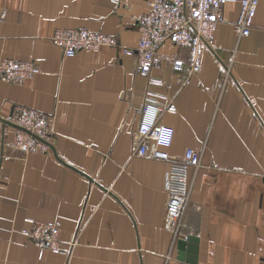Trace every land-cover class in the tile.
Instances as JSON below:
<instances>
[{"label": "crops", "instance_id": "0c3cea01", "mask_svg": "<svg viewBox=\"0 0 264 264\" xmlns=\"http://www.w3.org/2000/svg\"><path fill=\"white\" fill-rule=\"evenodd\" d=\"M148 1L0 0V59L41 68L0 80V118L33 107L50 129L46 151L25 154L0 121V264H264V0L246 37L234 29L240 5L222 7L199 72L188 77L190 49L171 41L152 70L161 121L175 129L169 153L202 151L181 228L197 251L186 246L183 260L164 228L168 164L132 155L148 79L122 49L136 46ZM65 28L120 47L68 57L51 40ZM29 219L58 227L60 252L39 255Z\"/></svg>", "mask_w": 264, "mask_h": 264}, {"label": "built area", "instance_id": "2783aa9c", "mask_svg": "<svg viewBox=\"0 0 264 264\" xmlns=\"http://www.w3.org/2000/svg\"><path fill=\"white\" fill-rule=\"evenodd\" d=\"M226 3H238L240 11L234 24L236 33L246 37L251 32L260 0H150L147 11L136 19L138 42L135 47L123 48V54L137 59L139 70L148 79V88L141 109L142 119L132 145V155L153 158L168 164L166 179V206L164 228L171 233L175 245L182 237V221L190 198L192 170L202 164V151L187 149L183 156L176 157L168 149L173 144L174 127L161 121L165 107L159 105L161 97L155 87L162 85L161 78L152 75L158 66L161 46L167 42L188 47L190 58L188 77L199 72L201 54L213 38V32ZM68 57L81 50H99L102 47H120L119 39L110 34L93 32L86 28L57 29L51 38ZM182 60H174L176 70H182ZM41 73V68L31 60L0 59V80L10 84H21ZM185 83L186 79H179ZM8 120L24 130H15L10 146L30 153L46 151L50 135L48 115L36 108L16 106ZM31 228L26 234L36 243L39 255L45 251L60 252L59 229L55 224L29 219Z\"/></svg>", "mask_w": 264, "mask_h": 264}, {"label": "water", "instance_id": "95a60500", "mask_svg": "<svg viewBox=\"0 0 264 264\" xmlns=\"http://www.w3.org/2000/svg\"><path fill=\"white\" fill-rule=\"evenodd\" d=\"M0 121L2 122V125L4 128H5V126H11L15 129L26 131L24 128L11 123L8 119H1L0 118ZM42 141L49 145V143L47 141H45V140H42ZM196 242H197L196 239L193 237H188L186 240L181 239L178 241V247L180 249V251H179V259L180 260L184 259L183 250L186 246L189 247L191 252L196 253V251H197Z\"/></svg>", "mask_w": 264, "mask_h": 264}]
</instances>
